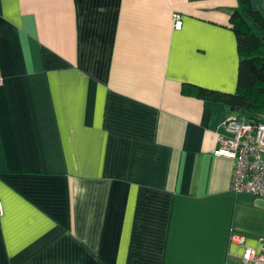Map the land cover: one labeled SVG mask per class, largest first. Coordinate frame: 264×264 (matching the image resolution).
<instances>
[{"label": "crops", "instance_id": "obj_1", "mask_svg": "<svg viewBox=\"0 0 264 264\" xmlns=\"http://www.w3.org/2000/svg\"><path fill=\"white\" fill-rule=\"evenodd\" d=\"M240 7L0 0V264H224L232 232L260 248L264 199L214 154L239 110L182 92L236 90Z\"/></svg>", "mask_w": 264, "mask_h": 264}, {"label": "built area", "instance_id": "obj_2", "mask_svg": "<svg viewBox=\"0 0 264 264\" xmlns=\"http://www.w3.org/2000/svg\"><path fill=\"white\" fill-rule=\"evenodd\" d=\"M172 18L173 28L181 29V14L174 12ZM223 128L224 132L217 136L214 154L233 162L231 189L264 199V120L248 119L239 112H233L223 122ZM245 241L244 234H230L229 243L242 247V251L229 253L224 264H264V236L260 248L248 245Z\"/></svg>", "mask_w": 264, "mask_h": 264}, {"label": "trees", "instance_id": "obj_3", "mask_svg": "<svg viewBox=\"0 0 264 264\" xmlns=\"http://www.w3.org/2000/svg\"><path fill=\"white\" fill-rule=\"evenodd\" d=\"M239 1L240 9L230 16L239 53L236 90L222 92L184 83L182 92L220 101L248 119L264 120V10L252 8L249 0Z\"/></svg>", "mask_w": 264, "mask_h": 264}, {"label": "rangeland", "instance_id": "obj_4", "mask_svg": "<svg viewBox=\"0 0 264 264\" xmlns=\"http://www.w3.org/2000/svg\"><path fill=\"white\" fill-rule=\"evenodd\" d=\"M241 113H242V111L239 110V114H241Z\"/></svg>", "mask_w": 264, "mask_h": 264}, {"label": "water", "instance_id": "obj_5", "mask_svg": "<svg viewBox=\"0 0 264 264\" xmlns=\"http://www.w3.org/2000/svg\"><path fill=\"white\" fill-rule=\"evenodd\" d=\"M263 39H264V36H263Z\"/></svg>", "mask_w": 264, "mask_h": 264}]
</instances>
